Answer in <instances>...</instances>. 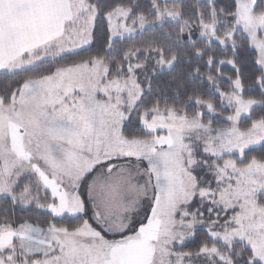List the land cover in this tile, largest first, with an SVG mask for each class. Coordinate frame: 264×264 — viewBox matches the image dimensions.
<instances>
[{"label": "rangeland", "instance_id": "rangeland-1", "mask_svg": "<svg viewBox=\"0 0 264 264\" xmlns=\"http://www.w3.org/2000/svg\"><path fill=\"white\" fill-rule=\"evenodd\" d=\"M236 3L235 30L249 39L264 74V14L254 13L257 0ZM73 6L81 13L80 43L41 50L6 72L88 47L96 11L86 0H73ZM154 10L156 24L180 21L175 9L155 5ZM131 17L130 10L121 8L107 15L111 42L135 37L155 24ZM75 30L67 28V38ZM232 35L218 39L215 24L201 27L202 38L223 46ZM173 63L160 61L158 66L170 68ZM143 68L135 64L129 78L107 81V66L94 61L28 82L10 106L0 99V198L9 196L55 217H75L85 212L78 187L90 174L86 197L92 217L95 220L94 210L98 211L102 231L120 237L106 240L87 222L73 232L54 226L47 230L8 227L0 230V264H29L36 255L42 259L31 264H196V258L186 259L172 247L190 239L198 228L226 245L244 243L252 249L254 260L264 264V208L259 205L260 196L264 197V164L239 168L232 159L222 161L264 143L262 123L248 132L238 129L240 120L258 104L243 100L236 82L234 92L225 96L227 106L235 111L227 119L232 127L217 129L204 125L200 117L153 109L141 120L155 137L129 141L121 134L124 110L133 109L143 93L136 75ZM115 159L128 161L113 163ZM201 161L213 172L215 189L197 190L192 170ZM23 179L28 187L16 193ZM196 195L209 204L208 214L180 212ZM218 209L235 213L223 222ZM202 255L211 264L227 261L216 248H205Z\"/></svg>", "mask_w": 264, "mask_h": 264}, {"label": "trees", "instance_id": "trees-1", "mask_svg": "<svg viewBox=\"0 0 264 264\" xmlns=\"http://www.w3.org/2000/svg\"><path fill=\"white\" fill-rule=\"evenodd\" d=\"M95 9L96 18L91 36V44L74 53L60 55L37 62L18 72L0 73V99L5 106H10L18 98L22 88L30 81H39L54 76L62 69L91 64L100 61L108 68L107 81L123 80L130 77V67L144 65L136 71L138 83L143 93L133 109H125L126 120L121 129L123 138L129 141H147L155 136L148 133L142 125V115L153 109L173 111L187 118L200 117L204 125L217 129H228L232 123L227 119L235 114L227 106L225 96L234 92V84L241 87V98L258 105L243 117L238 129L248 132L257 123L264 125V74L258 65L257 52L251 47L249 39L240 30H235L236 0H86ZM155 5L160 8L175 9L180 14V21H164L156 24ZM128 9L131 19L144 17L155 24L135 37L111 42L107 15L116 9ZM254 13L264 14V0H257ZM215 24L218 39H225L233 33L231 40L223 46L217 41H208L201 37L203 25ZM26 58V56H25ZM170 64V68H160L158 62ZM157 136V135H156ZM201 158V157H200ZM232 159L237 167L246 168L253 162L264 164V143L246 150L242 156L231 155L222 161ZM127 159H115L126 162ZM201 161L192 173L197 181V190L215 189L213 172ZM90 174L79 182V196L85 212L75 217H55L50 211L35 205L25 206L11 197L0 198V230L19 228L24 225L47 230L54 226L73 232L86 222L103 238H112L103 231V225L92 217L91 207L86 197V186ZM23 179L16 188L21 193L27 186ZM48 196H46V201ZM48 202V201H47ZM259 205L264 208V197L260 196ZM191 215L208 214L209 204H203L196 195L194 200L181 208ZM223 222L235 213V210L223 212L218 209ZM134 233V232H133ZM216 248L227 261L214 264H262L254 260L253 251L241 242L231 245L214 240L207 230L198 228L193 236L183 244H174L172 250L194 260L196 264H211L202 255L203 249ZM36 255L29 258L41 260ZM195 264V263H194Z\"/></svg>", "mask_w": 264, "mask_h": 264}, {"label": "crops", "instance_id": "crops-1", "mask_svg": "<svg viewBox=\"0 0 264 264\" xmlns=\"http://www.w3.org/2000/svg\"><path fill=\"white\" fill-rule=\"evenodd\" d=\"M80 15L73 0H0V73L41 50L80 43Z\"/></svg>", "mask_w": 264, "mask_h": 264}, {"label": "water", "instance_id": "water-1", "mask_svg": "<svg viewBox=\"0 0 264 264\" xmlns=\"http://www.w3.org/2000/svg\"><path fill=\"white\" fill-rule=\"evenodd\" d=\"M115 167H116V165L111 166V168L109 169L108 172H110V171H111L112 169H114ZM94 214H95V217H96L97 221L100 222V223L103 225L102 218H101L99 212L96 211V210H94Z\"/></svg>", "mask_w": 264, "mask_h": 264}]
</instances>
